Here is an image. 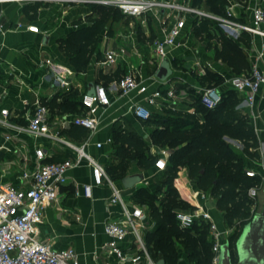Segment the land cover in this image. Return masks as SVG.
Returning a JSON list of instances; mask_svg holds the SVG:
<instances>
[{"label": "crops", "instance_id": "crops-1", "mask_svg": "<svg viewBox=\"0 0 264 264\" xmlns=\"http://www.w3.org/2000/svg\"><path fill=\"white\" fill-rule=\"evenodd\" d=\"M246 2V13L249 16L248 8L256 0H247ZM261 3L264 6V1ZM90 10L91 7L88 3H60L42 0L0 1V109L5 107L10 110V121L13 124L25 125L27 123L25 114L30 106H25L23 100L28 99L29 102H32L38 96L49 108L50 131L57 132L60 136L75 142H86V151L104 164L107 169L110 165L121 160L114 149L113 134L116 131L134 132L138 136H144L145 139L149 137L145 132L149 125L134 116L130 110L131 104L141 100L143 95L138 94L136 90L122 94L115 82L129 71L147 83L149 89L155 88L159 81H164L155 77L160 63L157 62L152 47L154 38L160 36L162 32L159 22L151 16L156 33L148 46L149 50L147 49L153 59L146 61L143 57L146 50L140 44V39L143 37L138 39L135 33L120 32L113 33L111 36L104 33L105 30L99 37L100 55L92 54L86 70L80 72L70 65L68 57L64 55L61 49V40L66 39L68 34L76 28L73 21L82 18ZM238 11L239 7L237 6L235 12L238 13ZM190 21L187 18L188 25ZM147 31L148 29L145 32V37L150 38ZM194 33L196 32L193 27L189 28L185 36L180 38L179 44L175 48H171L166 57L173 70L172 75L167 79L173 81L178 92L182 91L185 94L184 100L178 103L175 109L156 108L155 111L168 109L190 113L187 111L189 108L196 110L194 101L199 98V95L195 87L208 85L207 83L202 85L199 81V77L206 71L200 74L198 70L194 69V63L190 71L176 70L174 67L176 58L187 55L188 50L186 49H189L187 45L185 52L183 51L181 40L186 37L192 38ZM249 34L251 43L244 48L250 66L255 57L254 50L259 48L261 38ZM120 48L124 49V54L118 56L115 63H107L106 53L118 52ZM196 59L203 64L201 59ZM47 60H50L51 63H46ZM259 64L264 69V60ZM226 72V74L223 73L224 78L234 74L230 68ZM150 73L153 74L152 77L149 76ZM59 76L66 80V85L60 83ZM223 80L220 84L211 83V85L224 91L227 87L223 85ZM96 86H104L110 98V104L99 108L95 114L98 120V129L92 133L87 129L88 134L82 140L69 137L66 132L74 124H64L61 121L65 116L68 118L78 112L60 113L57 105L63 96L71 90L77 89L83 97L85 93L95 89ZM262 94L264 95V91L256 98L252 107L241 104L240 97L237 95L239 103L236 106V110L247 116L255 131L258 144L256 149L259 154L257 157H249L244 153L242 159L246 170H254L255 176L261 178L260 186H264V154L259 149L261 141L264 140V97ZM80 110L79 113L82 112L83 106H80ZM195 114L197 113L195 112ZM9 132L12 138L6 139V131L0 127V181L19 184L20 174L24 170L33 169L37 163L34 153L37 146H41L46 152L44 162H58L73 157L71 150L58 140L36 137L24 131L11 130ZM145 139L144 141L149 145ZM97 143H101V146L97 147ZM249 150L253 151L254 147H250ZM127 168L126 175L142 173L143 179L131 188H124L120 179H112L121 187L125 201L144 208L146 217L143 229L155 228L156 221L151 219L149 213L147 214V204L137 201L134 194L141 187L154 191L156 187L152 179L158 174L162 175L166 168L158 170L153 166L149 169H142L137 160L131 161ZM188 179L186 168L184 174L178 171L173 180V186L180 198L194 205L195 212H208L211 219L214 222L217 221L218 229L225 231L224 215L218 212L216 199L214 200L213 196L210 197L206 191L199 188L189 189L185 185ZM84 184H92V176L90 166L82 162L67 171V182L61 189L59 201L44 209L41 221L36 228L38 238L49 242L56 249L74 248L78 254L79 264H133L131 261H119L115 254L107 251L104 247L108 240V236L104 232V225L108 221L119 219L121 213L119 205L109 202L110 187L106 183L92 184L91 195L87 197L83 191ZM196 187L198 186L196 185ZM225 236L222 243L228 240L225 239ZM159 261L157 260V262ZM175 264H190V262L185 254H181Z\"/></svg>", "mask_w": 264, "mask_h": 264}, {"label": "built area", "instance_id": "built-area-1", "mask_svg": "<svg viewBox=\"0 0 264 264\" xmlns=\"http://www.w3.org/2000/svg\"><path fill=\"white\" fill-rule=\"evenodd\" d=\"M4 1V0H0ZM60 3H100L118 8L122 14L139 18L150 15L161 25L160 36H156L152 42L153 52L158 63L168 56L171 48L179 44L180 38L186 31L193 27L194 22H200L206 18H213L229 27L242 30L261 38L259 48L255 49V57L246 73L231 74L225 77L223 85L234 91L240 97L241 104L252 107L256 98L264 91V69L260 62L264 60V6L256 2L248 8L249 23L242 24L235 19V9L239 5L232 2L226 7V12L233 17H223L208 10L199 8L191 3V0H42ZM189 18L190 24H187ZM124 54V49L118 52H107L106 62L115 63L118 56ZM46 63H51L47 60ZM194 69L200 74L204 69L200 61L194 62ZM60 83L66 85L65 79ZM122 94L136 90L143 95L141 100L131 104L130 110L140 120H147L151 112L156 108L175 109L176 105L184 100L182 91H177L171 79L159 81V84L149 89V85L138 79L132 72L125 73L115 82ZM200 102L208 109L215 108L222 100L223 91L217 86H196ZM263 95V94H262ZM264 97V95H263ZM83 110L61 121L80 125L90 133L98 129V120L95 114L99 108L110 104V98L104 86H96L93 94L85 93L82 97ZM25 106H30L26 111L25 125L13 124L10 121V110L0 109V127L6 131L5 138L10 139L9 131L27 132L36 137H46L62 142L73 153V157L58 162H44L45 150L41 146L34 149L36 164L33 169L24 170L19 176V184L0 181V264H79L78 254L72 247L56 249L47 241L38 238L37 224L41 221L45 208L59 201L62 187L67 182V171L82 162L87 163L91 169L92 184L102 185L106 183L111 194L109 202L117 204L121 208L120 218L108 221L104 225V232L108 236L104 247L115 254L119 261H131L133 264H158L149 253L143 239L142 229L145 222L144 208L138 204H130L125 201L122 189L112 179L104 164L92 157L85 149L86 142H75L60 136L57 132H51L49 128V108L36 96L32 102L23 100ZM188 112L194 114V108ZM97 147L101 143L96 144ZM264 154V140L259 146ZM167 150L161 149L155 160L154 166L158 170H164L167 166ZM248 176H255L254 170H246ZM92 184H84L85 196L91 195ZM250 198L256 196V187L248 189ZM175 220L180 228H191L196 221H205L208 226V237L212 242V262L218 264L220 246L224 235L228 231H220L216 222L206 211L192 212L177 210ZM132 249H134L132 251Z\"/></svg>", "mask_w": 264, "mask_h": 264}, {"label": "trees", "instance_id": "trees-1", "mask_svg": "<svg viewBox=\"0 0 264 264\" xmlns=\"http://www.w3.org/2000/svg\"><path fill=\"white\" fill-rule=\"evenodd\" d=\"M202 1L208 11L223 17H233L226 12L228 5L225 0H191V3L198 6ZM89 6L91 7L90 12L74 20L73 24L76 28L68 34L66 39L61 40L64 55L68 57L70 65L80 72L86 70L92 54L100 55L99 37L103 31L108 29L111 18L121 12L118 8L107 4L90 3ZM212 21L216 20L206 18L200 22H194L193 30L199 34L210 32ZM218 43L220 47L216 50V57L220 58L234 74L246 73L249 69V60L244 47L251 43L249 32L242 31L236 40L221 34ZM213 79L210 72H205L199 77L202 85L214 84ZM81 101L82 94L77 89L71 90L63 96L57 108L60 113L71 111L79 113L80 106H82ZM238 103L237 94L226 89L222 93L221 102L215 108H206L199 98H196L194 104L197 114L168 109L154 110L144 121L148 125L153 124L156 129H161V133H169L170 136L165 140L169 145H174L175 148L176 145L181 144L173 150L171 162L162 174V185L165 190L161 197L157 198V194L146 187L139 188L134 194L135 197L143 195L147 199L139 201L140 203L148 205L147 201H150L149 214L156 219L155 228L145 233V237L151 242L149 253L156 261L163 260L164 264H175L177 259H172L169 254L177 246L174 239L182 232L193 230L197 235L185 238L183 249L188 254L191 264H209L208 259L199 257L200 251L193 248L200 237L204 239L205 244L206 241L212 244L210 239L208 240L209 224L205 221H196L191 228H180L175 220V212L185 210L181 208L189 206L180 198L173 186V180L178 172L177 168L181 165L187 167L188 178L195 179L199 189L210 191L216 199L217 207L224 210V217L228 222L237 220L240 223L239 228H242L252 217L253 199L249 197L248 189L259 187L261 178L248 176L243 159L231 152L223 140L224 137L238 140L244 145L243 153L249 157H257L259 154L256 149L258 144L255 131L247 116L236 111ZM169 126H172L171 130ZM194 130L197 131L195 134L187 136V133ZM66 134L82 140L88 132L84 127L74 124ZM113 143L116 155L122 158L118 163L107 168L113 179L121 180L126 176L129 161L137 160L142 169L154 166L157 154L151 152L149 145L136 133L116 131L113 134ZM250 147H254V150L250 151ZM156 201L159 204L153 205ZM238 235L234 233L229 235L228 241L232 247ZM204 252L208 253V250ZM210 253L212 259V246Z\"/></svg>", "mask_w": 264, "mask_h": 264}, {"label": "rangeland", "instance_id": "rangeland-1", "mask_svg": "<svg viewBox=\"0 0 264 264\" xmlns=\"http://www.w3.org/2000/svg\"><path fill=\"white\" fill-rule=\"evenodd\" d=\"M225 1L227 5H230L232 2L238 3L239 11L235 15L236 20L242 24L249 23V16H248V13H246L247 12V2L246 1H243V0H225ZM198 7L204 10H208V8L205 6L203 1L198 5ZM151 18L152 17L150 15L142 16L139 18H131L119 12L116 16L111 18V21L109 22V27L104 33H108L111 36L113 33H119V32L124 33V34L135 33L136 38L140 39L141 37H143L142 39H140L141 46L146 50V54L143 57L146 61H149L153 59V56L148 51L149 50L148 46L149 44H151L152 39L156 33L154 23ZM210 26H211L210 32L208 31L202 34L194 33L192 38L188 39L186 37L181 40L182 41L181 48L183 49V51L185 52L187 45L189 46V49H186L188 50L187 55L176 58V61L174 62V67L176 68V70L185 69L186 71H190L192 64L197 60L196 58L201 59L203 61L202 67L204 71L211 73V77L214 78L213 79L214 84H219L224 78L223 73L226 74L227 73L226 71L227 70L229 71V67L223 61H221L220 58L216 57V50L220 47V44L218 43L219 36L221 34H225L228 38L236 40L237 37L240 35V33L244 30H242L241 28H234L232 26L229 27L226 24H223L217 20L210 22ZM147 29H148L147 32L151 36L150 38L145 37V32ZM194 52L196 53V55ZM123 71H125V69H123ZM151 73L149 74V76L152 77L153 74ZM236 111L239 112L238 110ZM171 129H172V126H169V130ZM160 130L161 129H156L153 124H150L145 130L146 134L149 135L148 139H145V137L141 135L140 137L143 138V140L145 139L149 142L150 151H152L154 154H157L159 150L161 149H166L168 153L167 155H168V164H169L171 162V155L173 153V150L176 149L177 147H180L181 144L176 145L175 148H174V145H169V143H167V141L165 140L166 138L170 136V134L161 133ZM196 132H197L196 130L190 131L189 133H187V136H192ZM152 134L154 135V138L152 137ZM223 140L226 142L231 152H233L235 155L241 158L243 157L244 145L241 142L236 141L235 139H230L228 137H224ZM128 165H130V161L127 164V167ZM186 168H187L186 166L181 165L177 168V170L181 171V173L184 174V170ZM126 170H128V168H126ZM182 178H184V175H182ZM152 180L156 188L154 191H151V192H155V194H157L156 197L160 198L163 191L165 190V187L162 185L163 177L162 175L158 174ZM185 185L188 186L189 189L191 188L192 190L198 188L196 187L197 182L195 179H188ZM207 194L210 197L212 196L210 191H207ZM135 199H138L137 201L147 200L143 195H137ZM263 202H264V186H259L258 188H256V196L253 198V205L251 208L252 214H255L261 211ZM147 203L148 205L146 206V211L148 214L150 211L149 207L151 206V204H150V201H147ZM154 204L158 205L159 202L156 201L155 203H153V205ZM181 209L195 212L196 207L194 205L189 204L188 207L181 208ZM217 210L218 212H220V214L224 215V210L220 208L219 209L217 208ZM151 219L156 221V219L153 216H151ZM224 222L226 224V230L228 231V236L227 235L225 236L226 240L228 239L230 234L234 233L238 235L240 233L242 228H239L240 227L239 221L234 220L232 222H228L227 219L224 217ZM149 229L150 228L143 229V238H144L147 248H149L148 250H150L151 242H149V240L145 237V233ZM196 235L197 233L191 230V231L182 232L179 237H176L174 240L177 242V246L176 248L172 249L169 252L172 259H178V257L181 256V254H185L186 257H188V254L183 249L184 240L185 238H189L191 236H196ZM206 242L207 243L205 244L204 239L200 237L193 245V248L200 251L199 257H203V258L206 257L209 261V264H214L212 262L211 253H210L212 244L209 243L208 241ZM204 250H208V253H205ZM236 261H237V256H236L235 251L233 250V262L236 263Z\"/></svg>", "mask_w": 264, "mask_h": 264}, {"label": "water", "instance_id": "water-1", "mask_svg": "<svg viewBox=\"0 0 264 264\" xmlns=\"http://www.w3.org/2000/svg\"><path fill=\"white\" fill-rule=\"evenodd\" d=\"M172 72L168 59L164 58L155 72V77L165 80ZM93 93L94 88L87 92L90 95ZM142 179V173H134L124 176L120 181L124 188H131ZM233 250L237 256L236 263L233 262ZM163 263V260L158 262ZM218 264H264V202L261 211L253 214L243 225L234 247L228 240L221 244Z\"/></svg>", "mask_w": 264, "mask_h": 264}]
</instances>
